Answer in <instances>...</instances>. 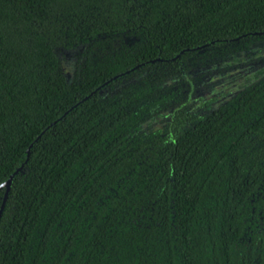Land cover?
Here are the masks:
<instances>
[{
    "label": "trees",
    "instance_id": "1",
    "mask_svg": "<svg viewBox=\"0 0 264 264\" xmlns=\"http://www.w3.org/2000/svg\"><path fill=\"white\" fill-rule=\"evenodd\" d=\"M260 35L264 0H0V264H264V82L165 130L176 91L98 97Z\"/></svg>",
    "mask_w": 264,
    "mask_h": 264
},
{
    "label": "rangeland",
    "instance_id": "2",
    "mask_svg": "<svg viewBox=\"0 0 264 264\" xmlns=\"http://www.w3.org/2000/svg\"><path fill=\"white\" fill-rule=\"evenodd\" d=\"M58 54L68 75L76 52L60 50ZM259 68H264V35L228 45L200 48L180 63H158L136 73L127 72L118 81L100 88L98 97L106 102L113 101L142 86H154L149 98L176 91L174 97L159 108V112L165 114L158 123L165 130L168 113L184 100H192L193 114L208 116L231 105L251 88L260 87L264 75L253 79L250 84L246 82Z\"/></svg>",
    "mask_w": 264,
    "mask_h": 264
},
{
    "label": "water",
    "instance_id": "3",
    "mask_svg": "<svg viewBox=\"0 0 264 264\" xmlns=\"http://www.w3.org/2000/svg\"><path fill=\"white\" fill-rule=\"evenodd\" d=\"M27 152H28V149H27ZM21 166L17 167L16 169H14L8 176L7 178L0 182V188H4V191H3V195H2V198H1V202H0V213H1V210L3 208V204H4V201L6 199V196H7V192H8V189H9V184H10V181H11V178L13 177V175L15 173H17L19 170H20Z\"/></svg>",
    "mask_w": 264,
    "mask_h": 264
}]
</instances>
